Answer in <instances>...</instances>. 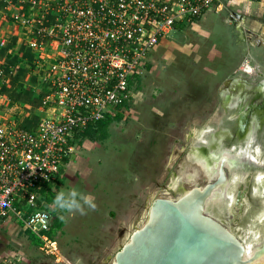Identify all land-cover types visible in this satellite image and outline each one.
<instances>
[{
  "label": "rangeland",
  "instance_id": "obj_1",
  "mask_svg": "<svg viewBox=\"0 0 264 264\" xmlns=\"http://www.w3.org/2000/svg\"><path fill=\"white\" fill-rule=\"evenodd\" d=\"M9 1L0 10V51L13 37L17 38L7 49L9 55L29 51L26 86L39 98V91H49L52 65L65 46L56 38L40 39L35 32L40 23L47 32L55 28L54 18L45 13L48 9L56 13V0H40L35 8L21 0ZM21 15L30 19L26 27ZM153 48L144 58V68L130 80L126 107L114 110L122 119L109 125L105 138L74 139L68 162L53 175L56 180L51 189L58 186L69 205L75 190L81 210L45 205L41 196L38 210L50 209L51 224L56 218L63 221L55 238L49 239L52 247L36 246L38 239L24 226L7 222L0 233L5 242L0 243V264H111L135 230L143 226L152 202L177 197L171 183L190 188L207 182L190 152L198 151L196 142L203 130L233 127L234 120L228 118L240 109L250 110L248 118L256 137L253 148L260 159L256 168L264 171V99L256 92V85L264 81V1L219 0L191 23L176 22L173 31ZM3 61L0 56V70L4 71ZM25 65L19 61L10 67L13 75ZM4 76L6 83L0 80V87L11 80L9 74ZM0 97L10 102L8 106L0 100V125L19 129L22 115L32 117L20 104L29 107L34 95L29 102L14 104L8 97ZM233 101L238 104L235 109L229 105ZM234 140L223 145H235ZM240 145L246 162L247 144L244 147L241 141ZM247 182L245 178L247 203L232 208L231 215L223 210L222 216L230 228L239 227L246 241L253 242L262 231L259 219L264 213V182ZM82 195L94 197V209L83 204Z\"/></svg>",
  "mask_w": 264,
  "mask_h": 264
},
{
  "label": "built area",
  "instance_id": "obj_2",
  "mask_svg": "<svg viewBox=\"0 0 264 264\" xmlns=\"http://www.w3.org/2000/svg\"><path fill=\"white\" fill-rule=\"evenodd\" d=\"M21 1L34 8L41 4L40 0ZM216 3L219 0L53 2L56 13L48 9L45 15L54 18L55 28L47 32L40 23L35 32L40 39L56 38L65 46L52 65L49 83L45 79L49 91L37 108V126L28 131L0 125V231L7 222L19 223L44 249L51 246L47 233L52 219L46 208L38 210L37 190L44 183L54 184L53 175H58L63 159L76 145L74 130L103 120L127 102L130 80L144 68V58L158 40L172 32L176 22L189 24ZM0 4L7 6L10 1L0 0ZM21 23L26 27L30 19L21 15ZM4 73L0 70L3 84ZM0 100L9 106V100Z\"/></svg>",
  "mask_w": 264,
  "mask_h": 264
},
{
  "label": "water",
  "instance_id": "obj_3",
  "mask_svg": "<svg viewBox=\"0 0 264 264\" xmlns=\"http://www.w3.org/2000/svg\"><path fill=\"white\" fill-rule=\"evenodd\" d=\"M261 97L264 99V96ZM249 116L250 110H246L236 121L234 119L232 121L234 125L229 128L227 139L217 144V147H223L225 151L232 150L235 154L233 148H226L223 143L232 142L233 139L236 143L243 133H247ZM209 132L217 134L213 129ZM209 132L204 133L202 138L207 139L208 136H212ZM255 138L252 140V145L256 143ZM221 139L224 140L225 135ZM198 141L196 143L199 149L195 153L203 156L208 148L204 142L198 143ZM239 154L238 152L236 157L239 156L242 160ZM234 160L237 162L236 165L241 162L238 158ZM246 162L254 164L250 165V170L253 169L251 171L254 174L252 177H246L249 181L247 183L253 181L255 183V180H258L257 173L262 172V168L260 170L256 168V165L260 163L249 158ZM215 166L218 168L217 175L215 171L216 178L202 172L207 180L204 185L187 188L181 183L180 190L183 191L181 195L173 199H155L148 209L143 226L135 230L129 241L116 253L111 264H263L261 262L264 255L263 230L256 235L254 238L256 240L251 242L252 245L249 248L245 242L246 239H241L233 233L227 222L223 220L222 211H228V205L231 202L229 195L223 196L221 193V190H225L223 188L230 177L227 157L223 156L220 164ZM243 183L244 181L235 190L237 199L241 193L242 196L246 193V190H243ZM216 193H220L221 198L213 203V207L217 214L219 209L222 210L219 213L222 219L213 215L211 208H208L211 195ZM216 204L221 207L217 208ZM244 205L242 202L240 207Z\"/></svg>",
  "mask_w": 264,
  "mask_h": 264
},
{
  "label": "bare ground",
  "instance_id": "obj_4",
  "mask_svg": "<svg viewBox=\"0 0 264 264\" xmlns=\"http://www.w3.org/2000/svg\"><path fill=\"white\" fill-rule=\"evenodd\" d=\"M256 92L258 94H260L261 96H264V81H262L260 84L256 85ZM228 103V102H226ZM233 102H231V104H229L230 106L232 105L233 107H237L236 105L238 104H233ZM234 107V109H235ZM243 112H246L245 109H240L238 111V114L236 115H233L232 118H230L231 116H229V120H234L236 121V119H238V117L240 116L241 113ZM241 118V117H240ZM261 121H263V118L261 117ZM246 134L243 133L242 137L240 136L239 140H236V143L234 146H232V144L228 147V148H233V150L235 151V154L234 152H232V150H228V151H225L223 150L222 148H219L217 147L218 145L217 144H221L222 142H225V140L227 139V136H228V133H229V130L228 129H219L217 131V136L214 135L215 133H211L209 132L210 134H212V136H208V138L206 139V137H203L204 136V133H208V130L205 129L202 131L201 135L199 136V138L197 140H199L200 142H204L208 148L207 152L205 153V155H198V154H195V153H192L190 152V158H192L193 162L196 163L198 166H199V169L206 175H208L209 177H213L215 176V178L217 177V170L218 168H216L215 165H219L220 164V161L221 159H223V156L227 157V168L229 173H230V177H229V180H228V183L226 186H224L223 189L225 190H221V193L222 195H229L231 197V202H229V205H228V211H227V214L228 215H231L232 214V208H235L237 207L238 205H241L242 202H244V204L247 203V199L246 197L242 196V193H241V196H238V199H237V194L235 192L236 188L238 185H240L244 180L245 178L247 177H252L254 173L250 172V165H254L252 164L251 162H243V160L240 159V157H236V154L239 152L240 156L242 157V148H241V141H244V147L245 145L247 144V148L244 149V151L246 152L244 155L246 156L245 158H249V159H252V160H255V161H258V163H260V159L259 157H257V151L256 149H254L253 145H252V140H254V133H255V129L254 127L248 123V127L246 129ZM245 134V135H244ZM206 135V134H205ZM225 135V139L223 141V139H221V137H223ZM244 137V139H243ZM243 139V140H242ZM198 141V143H199ZM214 145V146H213ZM252 145V146H251ZM234 154V155H232ZM234 158H238L239 160H241V162L243 164H241V162H239V165H236L237 162L236 160H234ZM211 160L212 162L208 161V160ZM235 161V162H234ZM244 165V166H243ZM214 166H215V169H214ZM215 171H216V175H215ZM228 173V172H227ZM257 177H258V181H263L264 182V171L262 172H259L257 173ZM256 177V178H257ZM259 178H263V180L259 179ZM173 184V187H176V191H177V196L181 195L183 193V191L181 192L180 190V184H177L175 182L171 183V185ZM219 198H221V194L220 193H216V194H212L210 199H209V204H208V208L210 209L211 208V212L213 215H215L216 217H220L222 219V216L219 215V213L222 211L219 209L218 211V214L216 213V210L214 209L213 207V203L216 202ZM216 199V200H215ZM241 199V200H240ZM218 204V203H217ZM216 204V205H217ZM221 206H218L217 205V208H219ZM215 210V211H214ZM227 222V221H226ZM259 222L261 223V226H262V230H263V240H264V213H263V216L260 217L259 219ZM263 222V223H262ZM228 224V222H227ZM231 231L233 233H236V235L240 236L241 239H244V237L242 236V233L239 229V227H233V228H230ZM256 240V239H255ZM246 244L248 245V247L250 248L251 247V242H247L245 241ZM261 262H263L264 264V255H263V258L261 259Z\"/></svg>",
  "mask_w": 264,
  "mask_h": 264
},
{
  "label": "trees",
  "instance_id": "obj_5",
  "mask_svg": "<svg viewBox=\"0 0 264 264\" xmlns=\"http://www.w3.org/2000/svg\"><path fill=\"white\" fill-rule=\"evenodd\" d=\"M196 19H198V18H196ZM196 19H194V20H196ZM3 54L6 55L7 61H6V64L2 65V68L4 69L6 74L10 75L11 80H10V83L8 86H1L0 87V94L8 97L10 99L11 103H13V104L17 103V102L18 103L19 102H22V103L28 102L29 101L28 97H30V92H32V91L27 89L25 84L23 83V79L27 73V71H26L27 69H25L24 67H21V68L19 67L16 74L12 75L11 74L12 69L10 67H15V64L17 62H19V59L15 58L12 55H9L8 52L6 53L5 48L1 49V51H0V56ZM24 57L30 59L29 55L25 54ZM125 103L122 106L117 107L116 110H118V109L121 110L123 107H126ZM40 104H41V100H40ZM40 104H39V106H40ZM37 106L38 105H37V103H35V100H33L30 104V107L32 109L39 107V106L38 107ZM23 116H22V119H20L19 123H21V124L19 125V127L24 129V130H28V131L34 130L37 126V123H38L37 117L35 115H33V113H32V117H30V118L23 117ZM121 119H122V114H115L114 111L113 112L111 111V112L106 114V116L103 120L92 123V124H88L85 129H82L79 132L74 130V139H78V138L80 139L81 138V141H82L85 139L92 140L95 137L105 138L106 136H108L109 125L111 123H113L114 121H120ZM67 162H68V158L65 157L63 159V164L67 163ZM64 166L65 165H61L58 174L60 173V171L62 170V168ZM62 179H64V178H62ZM63 182H64V180H62L61 184H63ZM38 187H39V189L37 190V192L44 198L45 205H48L50 203L54 204L56 196L58 195V193H60L59 192L60 188L58 186H55V190L53 191L51 189L52 185L50 183H44L42 185H39ZM64 202H65V204H68V205L70 203L68 200H66L65 196H64ZM55 207H56V205H55ZM62 209L65 211V209H67V208H62ZM47 210L50 211V209H47ZM52 214H56L55 211H53ZM62 224H63L62 219L56 218L55 221L53 222V224H51V228H50L49 232L47 233L49 235V237L54 239L56 236L57 230H59L61 228ZM3 231H4V229H2L0 231V233H2ZM0 243L5 244V242H3L1 239H0ZM39 243H40V241L36 240L35 245L37 246Z\"/></svg>",
  "mask_w": 264,
  "mask_h": 264
},
{
  "label": "crops",
  "instance_id": "obj_6",
  "mask_svg": "<svg viewBox=\"0 0 264 264\" xmlns=\"http://www.w3.org/2000/svg\"><path fill=\"white\" fill-rule=\"evenodd\" d=\"M17 0H13V2H16ZM2 7H4V4H0V10L2 9ZM17 38V37H16ZM16 38L15 37H13L12 38V40H9V42L7 43V45L4 47L5 48V52L7 53V49H8V47H10L11 45H13V44H15V42H16ZM29 55L30 57H31V54L29 53V51H24L23 53L21 52L19 55H14V57L15 58H18L19 59V61H25V63H26V65H25V69H27L26 71H28V68H27V65H29V62H28V60L27 59H29V58H25L24 57V55ZM1 56H3V64H6V61H7V59H6V55L5 54H3V55H1ZM27 74V73H26ZM28 79V77L25 75V77H24V79H23V83L25 84V86H26V80ZM9 83H10V81H9ZM8 83V84H9ZM26 88H27V86H26ZM27 89H29V88H27ZM29 90H31V91H33V89H29ZM35 96V98L36 99H34L35 100V103H37V105L39 106V104H40V100H41V97H42V95L43 94H41L40 93V91H39V98H37L38 97V95H35V94H33L32 92H30V97H28L29 98V101H31L32 99H31V97L32 96ZM28 101V102H29ZM37 106V107H38ZM37 108H34V109H32L30 106L28 107V110H27V113H29V115H32V113H33V115H35L36 116V113H37V110H36ZM26 117H28L27 116V114H26ZM0 239H2L1 237H0Z\"/></svg>",
  "mask_w": 264,
  "mask_h": 264
},
{
  "label": "clouds",
  "instance_id": "obj_7",
  "mask_svg": "<svg viewBox=\"0 0 264 264\" xmlns=\"http://www.w3.org/2000/svg\"><path fill=\"white\" fill-rule=\"evenodd\" d=\"M71 195L73 197V202L70 205L65 204L63 191L58 193V195L56 196V199L54 201V204L57 207L67 208L68 210H72V209L81 210V203L75 199V197L78 195V193L75 190H73ZM80 200L83 201V204H86L87 206H89L93 209L95 208V204L93 203L94 197H91L90 195H82L80 197Z\"/></svg>",
  "mask_w": 264,
  "mask_h": 264
},
{
  "label": "flooded vegetation",
  "instance_id": "obj_8",
  "mask_svg": "<svg viewBox=\"0 0 264 264\" xmlns=\"http://www.w3.org/2000/svg\"><path fill=\"white\" fill-rule=\"evenodd\" d=\"M237 30H239V27L237 28ZM198 139V138H197ZM252 146V145H251Z\"/></svg>",
  "mask_w": 264,
  "mask_h": 264
}]
</instances>
